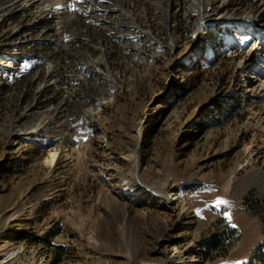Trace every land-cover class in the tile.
Returning <instances> with one entry per match:
<instances>
[{
    "label": "rangeland",
    "instance_id": "1",
    "mask_svg": "<svg viewBox=\"0 0 264 264\" xmlns=\"http://www.w3.org/2000/svg\"><path fill=\"white\" fill-rule=\"evenodd\" d=\"M10 1L0 264H264V0Z\"/></svg>",
    "mask_w": 264,
    "mask_h": 264
},
{
    "label": "bare ground",
    "instance_id": "2",
    "mask_svg": "<svg viewBox=\"0 0 264 264\" xmlns=\"http://www.w3.org/2000/svg\"><path fill=\"white\" fill-rule=\"evenodd\" d=\"M11 2V1H10ZM4 3H6V2H4ZM9 3V2H8ZM2 8H4V7H0V18H1V10H2ZM58 13H60V12H58ZM61 14V13H60ZM127 15L128 16H130V13L128 12L127 13ZM220 20H223L224 18H219ZM230 18H228L227 19V21L229 20ZM247 19V18H246ZM246 19L244 20V21H246ZM264 26V25H263ZM209 27H210V32H212V35H214L215 37H216V35H217V33H216V30L218 29V28H220L221 27V24H220V22H213V23H211L210 25H209ZM255 31L258 33V34H260V33H262L263 31H264V27H256L255 28ZM218 32H220V33H232L233 34V31L229 28V27H226V28H222V29H220ZM214 36H213V38H214ZM213 40V39H212ZM56 42V41H55ZM207 56H209L210 57V55H211V51H208V53L206 54ZM11 61V62H13L14 64H18L20 61H21V57L19 56V55H13V56H7V57H4L3 58V61L0 63V71H6V70H10V69H12V67L8 64V62L7 61ZM49 163L51 164L53 161H54V159H55V154H50L49 155ZM170 200H176V198H172V199H170ZM183 214H184V212H183ZM179 254H180V252H178L177 250L173 253V255H172V257H171V260H170V262L168 263V264H180L181 263V261L179 260ZM187 258V257H186ZM176 260H178V261H176ZM190 263V262H189Z\"/></svg>",
    "mask_w": 264,
    "mask_h": 264
},
{
    "label": "built area",
    "instance_id": "3",
    "mask_svg": "<svg viewBox=\"0 0 264 264\" xmlns=\"http://www.w3.org/2000/svg\"><path fill=\"white\" fill-rule=\"evenodd\" d=\"M17 1H21V0H12L11 2H10V4H8L7 6L8 7H10V8H13L14 6H15V4H16V2ZM23 1V0H22ZM31 0H26L25 2L26 3H29ZM61 3H62V5L64 6V0H61L60 1ZM194 5L195 4H197V3H194V1L192 2ZM58 4V3H57ZM57 4H56V6H52V7H54V11L52 10L51 12L54 14V16H55V20H56V22L58 21V22H61L62 20H63V17H64V10H63V13H58V11H57ZM6 6V7H7ZM5 8V7H4ZM4 8H2V10L4 9ZM64 9V8H63ZM199 16H201V12H200V14H199ZM51 17V14L50 13H48V17L47 18H50ZM218 17H222V16H218ZM51 24V23H50ZM56 34L54 33V34H52V36H50V37H47L46 39H45V41H48V42H50V43H52V44H55V45H58L59 43H60V41H61V36H59V37H56L55 36ZM56 41V42H55ZM16 55H19V56H21L22 54H16Z\"/></svg>",
    "mask_w": 264,
    "mask_h": 264
},
{
    "label": "trees",
    "instance_id": "4",
    "mask_svg": "<svg viewBox=\"0 0 264 264\" xmlns=\"http://www.w3.org/2000/svg\"><path fill=\"white\" fill-rule=\"evenodd\" d=\"M250 207V204L248 205ZM261 231H262V234L264 235V216L261 217ZM214 237H213V241L212 243L210 244V248H213L215 247L214 245ZM261 251H263L259 256H258V259H264V244L261 246Z\"/></svg>",
    "mask_w": 264,
    "mask_h": 264
},
{
    "label": "snow or ice",
    "instance_id": "5",
    "mask_svg": "<svg viewBox=\"0 0 264 264\" xmlns=\"http://www.w3.org/2000/svg\"><path fill=\"white\" fill-rule=\"evenodd\" d=\"M218 203H225V201H218Z\"/></svg>",
    "mask_w": 264,
    "mask_h": 264
}]
</instances>
